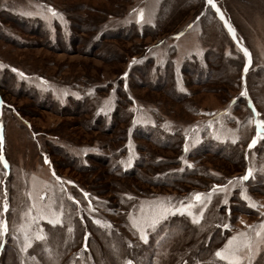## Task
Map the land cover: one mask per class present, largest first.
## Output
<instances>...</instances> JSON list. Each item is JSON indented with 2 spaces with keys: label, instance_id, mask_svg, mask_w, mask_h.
<instances>
[{
  "label": "rangeland",
  "instance_id": "rangeland-1",
  "mask_svg": "<svg viewBox=\"0 0 264 264\" xmlns=\"http://www.w3.org/2000/svg\"><path fill=\"white\" fill-rule=\"evenodd\" d=\"M0 264H264V0H0Z\"/></svg>",
  "mask_w": 264,
  "mask_h": 264
},
{
  "label": "snow or ice",
  "instance_id": "snow-or-ice-1",
  "mask_svg": "<svg viewBox=\"0 0 264 264\" xmlns=\"http://www.w3.org/2000/svg\"><path fill=\"white\" fill-rule=\"evenodd\" d=\"M213 2V0H208V3H212ZM221 18H223V17H221ZM253 144H255V141H253ZM243 179H248V176H245ZM200 199V196L198 195L197 196V200H199ZM219 255V254H218Z\"/></svg>",
  "mask_w": 264,
  "mask_h": 264
}]
</instances>
